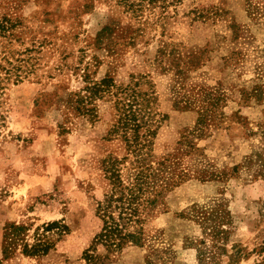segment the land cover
Segmentation results:
<instances>
[{
  "label": "rangeland",
  "instance_id": "rangeland-1",
  "mask_svg": "<svg viewBox=\"0 0 264 264\" xmlns=\"http://www.w3.org/2000/svg\"><path fill=\"white\" fill-rule=\"evenodd\" d=\"M125 2L0 0V264H89L101 162L124 150L105 138L107 101L89 119L68 95L106 75L152 86L153 158L169 156L179 182L146 216L142 244L107 264H227L234 249L231 264H264V16L246 0ZM210 94L222 121L196 139ZM54 221L68 228L61 236L46 229ZM201 241L216 244L213 259L199 261ZM40 242L48 251L24 253Z\"/></svg>",
  "mask_w": 264,
  "mask_h": 264
},
{
  "label": "trees",
  "instance_id": "trees-1",
  "mask_svg": "<svg viewBox=\"0 0 264 264\" xmlns=\"http://www.w3.org/2000/svg\"><path fill=\"white\" fill-rule=\"evenodd\" d=\"M122 1L126 3V0ZM246 5L264 16V2L261 5L257 2L255 5L251 0H246ZM108 29L104 26L98 34V39ZM196 63L194 61L193 65ZM136 78L134 80V76H131L124 84L116 83L107 75L99 80H91L87 76L82 88L68 95V102L72 103V109L77 115L89 119L97 117L96 102L107 101L113 110V118L105 138L119 140L124 150L122 156L110 154L101 162L106 183L98 198L94 199L93 205L98 230L82 251V257L89 264H107L111 254L120 252L126 245L140 246L143 242L142 224L152 206L156 204L164 190L179 183L177 180H171L169 156H163L158 160L153 158L152 144L158 128L156 98L152 86L149 84L146 89H142L141 78ZM253 93L257 96L255 91ZM218 100V96L211 94L203 96V104L196 109L195 125L191 130L196 139L202 137L210 126L219 127L222 113L217 109ZM174 107L188 109L189 103L181 106L179 102H174ZM261 131L264 134V128ZM184 142L189 144L190 149L195 148L192 137L183 136L182 143ZM11 227L15 229L14 226ZM53 227L59 236L68 229L58 221L50 223L46 229L51 230ZM200 243L202 246L198 250L199 261L213 259L216 244H207L205 241ZM49 248V244L40 242L29 248L25 246L24 253L43 254ZM234 250L235 253L230 255L227 264L239 259L241 255L239 249Z\"/></svg>",
  "mask_w": 264,
  "mask_h": 264
}]
</instances>
